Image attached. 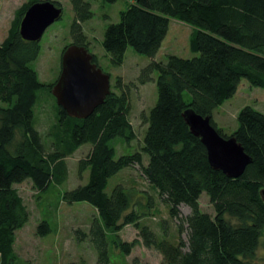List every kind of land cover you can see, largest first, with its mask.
Wrapping results in <instances>:
<instances>
[{"label": "trees", "instance_id": "obj_1", "mask_svg": "<svg viewBox=\"0 0 264 264\" xmlns=\"http://www.w3.org/2000/svg\"><path fill=\"white\" fill-rule=\"evenodd\" d=\"M40 1L28 0L15 10L0 43V264L16 261V233L29 219L14 186L28 180L42 194L52 185H62L68 174L66 159L84 145L88 152L77 161V170L80 177L88 173L87 182L64 192L61 201L87 203L96 211L88 232L78 230L75 235L78 241L89 240L97 264H109L110 243L124 256L131 253L134 242H123L117 235L127 225L136 228L142 244L159 252L166 264H261L256 250L264 231V114L252 105L243 106L236 116L237 129L230 135L216 127L212 115L234 97L242 81L264 90V0H126L128 7L120 13V21L105 29L102 47L114 66L124 63L128 48L151 61L136 83L121 85L117 79L118 93L110 91L84 120L68 117L57 106L51 93L57 80L41 83L32 67L40 42L20 36L25 12ZM68 1L74 13L72 45L87 49L81 25L92 18L91 6L84 0ZM102 1L114 4L119 0ZM50 2L61 8L60 3ZM170 20L192 28L191 59L171 55L166 62L154 60ZM154 73L157 100L148 114L141 115L146 126L142 145L133 154L116 158L112 141L129 144L136 139L129 121L130 87L153 81ZM43 91L54 101L47 147L34 126V111ZM188 110L208 117L220 136L234 138L250 157L240 177L228 178L210 167L205 147L184 121ZM134 167L168 207L170 219L177 224L176 243L168 241L165 233V239H159L142 224L155 209L150 194L141 193L144 204L133 201L134 192L120 184L107 194L109 179ZM202 194L208 197L213 217L201 210ZM181 206L189 209L183 219L179 218ZM50 233L46 221L37 225V236Z\"/></svg>", "mask_w": 264, "mask_h": 264}, {"label": "rangeland", "instance_id": "obj_2", "mask_svg": "<svg viewBox=\"0 0 264 264\" xmlns=\"http://www.w3.org/2000/svg\"><path fill=\"white\" fill-rule=\"evenodd\" d=\"M55 1L61 3V8H59L62 12L61 18L44 32L39 41L40 54L32 64L38 74L39 81L45 84L58 79L61 72L62 51L65 47L72 45L70 26L74 20V13L70 2L68 0ZM84 1L90 4L93 14L91 19L81 25L88 43L87 51L96 56L99 69L109 76L110 91L118 93L116 89L117 79L120 80L121 85L136 83L142 69L151 60L128 48L125 53L124 65H112L109 55L102 47L103 35L110 24H116L120 21V13L127 9L128 3L126 0H119L114 4L105 3L102 0ZM26 2L28 0H0V43L7 36L15 10ZM191 31L190 26L176 20H170L168 33L154 60L166 62L168 56L171 55L182 59H191L193 57L189 50ZM156 77L157 74L154 73L153 81L145 85L130 87L129 121L132 124L136 139L129 144L123 143L121 139L112 141L111 145L115 149L116 158L133 154L142 145L146 126L142 123L141 115L142 113L148 114L156 103ZM239 88L238 96L229 103L233 105V108L229 107L226 113L219 115L224 110V108L219 107L213 115L218 127L222 128L227 135H230L229 133L238 125L236 116L246 101H254L253 104L259 103L260 107L264 109L263 89L251 87L246 81H242ZM0 106L3 105L0 103ZM52 106H54V101L50 95L45 91L39 93L38 103L34 111V126L46 147L50 144L47 128L54 116ZM88 148L87 145H84L72 157L66 159L68 174L62 185H52L47 192L42 194H38L28 180L14 186L28 211L29 219L26 225L16 233L14 252L17 259L12 264H97L96 251L89 240L78 241L75 235L78 230L88 232L90 221L96 211L87 203L67 205L61 201L64 192L86 184L88 173L84 172L81 177L78 175L77 161L87 154ZM119 184L134 192L133 201H138L141 204L145 203V200L141 198V196L143 197L141 193H147L154 197L155 209L147 218L142 219V224L149 226L159 239H165V233L168 241L176 243L179 239L177 224L170 219L168 207L159 201L158 196L153 192L154 189L151 188V190L143 179L140 170L137 167L127 168L110 178L106 188L107 194H110L113 188ZM199 202L201 210L213 217L214 211L206 194L200 196ZM179 212L181 219L189 215V209L185 206H181ZM41 221H46L51 229V233L44 237H39L36 234V227ZM163 221L166 223L161 228ZM117 235L123 242H134L135 245L131 253L124 256L110 243L109 264H166L159 252L142 244L137 229L132 225L123 227ZM108 237L112 238L113 235L108 234ZM183 239L186 240L185 233ZM111 240L113 239H110V242H112ZM256 259L264 264V231L261 234L260 245L256 250Z\"/></svg>", "mask_w": 264, "mask_h": 264}, {"label": "water", "instance_id": "obj_3", "mask_svg": "<svg viewBox=\"0 0 264 264\" xmlns=\"http://www.w3.org/2000/svg\"><path fill=\"white\" fill-rule=\"evenodd\" d=\"M61 13V9L50 1L31 5L20 23L21 38L39 42L46 29L61 18ZM92 60L85 47L76 45L67 47L62 54L61 72L51 93L57 106L70 118H88L110 94L109 76ZM183 118L190 133L205 147L207 161L213 170L233 179L243 174L251 159L234 138L220 136L208 117L203 118L191 110L185 111ZM262 196L264 199V191Z\"/></svg>", "mask_w": 264, "mask_h": 264}, {"label": "crops", "instance_id": "obj_4", "mask_svg": "<svg viewBox=\"0 0 264 264\" xmlns=\"http://www.w3.org/2000/svg\"><path fill=\"white\" fill-rule=\"evenodd\" d=\"M51 1H55V0H51ZM55 2H58V1H55ZM59 3V2H58ZM61 4V3H60ZM72 9V8H71ZM95 56V55H94ZM96 57V56H95ZM96 60H97V58H96ZM97 63H98V61H97ZM124 63H125V61H124ZM124 63L121 65V66H123L124 65ZM99 65V64H98ZM239 91H240V88H239V86H238V89H237V92H236V94L234 95V97L233 98H236L237 96H238V94H239ZM232 98V99H233ZM232 99H230L229 101H227V102H225L221 107L222 108H224V110H222V112L221 113H219V115L220 114H224V113H226V111H228L229 110V107H231V108H233V105L232 104H229L230 103V101L232 100ZM257 100V99H256ZM255 100V102H258V101H256ZM252 102H254V101H250V102H247L246 101V104L245 105H252L253 103ZM226 105V106H225ZM228 105V106H227ZM244 105V106H245ZM252 106H254L258 111H260V112H262L263 114H264V112H263V108L262 107H260V105H259V103H255V104H253ZM243 107V106H242ZM241 107V108H242ZM240 108V109H241ZM239 109V110H240ZM239 112V111H238ZM238 114V113H237ZM213 115H214V113H213ZM212 115V119H213V121H214V123H215V125L217 126V128H219V129H221L223 132H224V130L222 129V128H220V127H218V125H217V123H216V119H214L213 116ZM237 129V126L235 127V129L232 131V132H234L235 130ZM231 132V133H232ZM225 133V132H224ZM231 133H229V134H231ZM226 134V133H225Z\"/></svg>", "mask_w": 264, "mask_h": 264}, {"label": "flooded vegetation", "instance_id": "obj_5", "mask_svg": "<svg viewBox=\"0 0 264 264\" xmlns=\"http://www.w3.org/2000/svg\"><path fill=\"white\" fill-rule=\"evenodd\" d=\"M91 54V53H90ZM92 55V54H91ZM93 57V56H92ZM97 61V60H96ZM93 63V62H92ZM95 64V63H94ZM96 65V64H95ZM98 68H99V65H98V63H97V65H96Z\"/></svg>", "mask_w": 264, "mask_h": 264}]
</instances>
